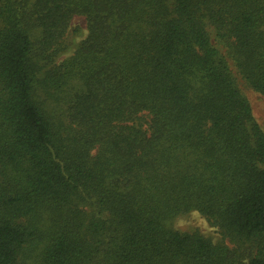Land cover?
Instances as JSON below:
<instances>
[{"label":"trees","instance_id":"trees-1","mask_svg":"<svg viewBox=\"0 0 264 264\" xmlns=\"http://www.w3.org/2000/svg\"><path fill=\"white\" fill-rule=\"evenodd\" d=\"M243 88L264 101V0H0V264H264Z\"/></svg>","mask_w":264,"mask_h":264},{"label":"rangeland","instance_id":"rangeland-1","mask_svg":"<svg viewBox=\"0 0 264 264\" xmlns=\"http://www.w3.org/2000/svg\"><path fill=\"white\" fill-rule=\"evenodd\" d=\"M86 35L87 32L84 19L81 17H74L65 34V42L68 44V49L60 56L59 62L70 58L78 44L85 39ZM242 90L250 105L253 119L264 133V101L254 92L246 88H243ZM171 227L180 232L196 230L203 237L209 239L213 243L221 240V236L217 229L211 226L202 216L195 212L178 216L172 221Z\"/></svg>","mask_w":264,"mask_h":264}]
</instances>
